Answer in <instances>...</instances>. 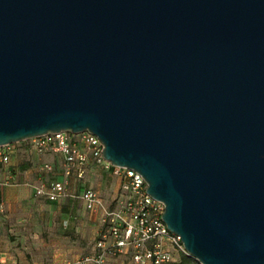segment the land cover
Here are the masks:
<instances>
[{
    "label": "water",
    "instance_id": "obj_1",
    "mask_svg": "<svg viewBox=\"0 0 264 264\" xmlns=\"http://www.w3.org/2000/svg\"><path fill=\"white\" fill-rule=\"evenodd\" d=\"M88 130L200 264H264V0H0V145Z\"/></svg>",
    "mask_w": 264,
    "mask_h": 264
},
{
    "label": "built area",
    "instance_id": "obj_2",
    "mask_svg": "<svg viewBox=\"0 0 264 264\" xmlns=\"http://www.w3.org/2000/svg\"><path fill=\"white\" fill-rule=\"evenodd\" d=\"M21 141L36 152L53 151L61 155L59 180L43 177L53 171L51 164L38 166L40 174L32 185L36 196L49 201L68 196V178L71 174L81 178L85 168L92 164L118 179L111 206L105 205L99 193L91 188L77 195L87 211L99 212L98 233L88 253L65 264H108V257L119 255L128 257L132 264H168L175 253L188 255L179 236L170 232L162 220L163 202L145 192L147 185L139 172L106 161L100 153L102 144L94 134L88 130L46 132ZM17 143L0 145L1 165L8 163Z\"/></svg>",
    "mask_w": 264,
    "mask_h": 264
},
{
    "label": "crops",
    "instance_id": "obj_3",
    "mask_svg": "<svg viewBox=\"0 0 264 264\" xmlns=\"http://www.w3.org/2000/svg\"><path fill=\"white\" fill-rule=\"evenodd\" d=\"M29 154L31 159L27 157ZM38 154L39 158L32 159V155ZM45 155L51 158H45ZM16 157L26 159L15 165ZM41 163L53 166L52 172L43 175L45 179L62 178L59 153L36 152L24 141L14 145L7 164H0V264H65L66 260L80 256L75 253L76 247L69 246L68 234L76 236L75 232L86 225L90 227L93 239L97 236L99 212L87 211L77 195L85 188L94 189L91 185L81 183V179L100 178L106 171L93 164L88 165L81 178L74 174L68 178V196L49 201L34 195L32 189V185L37 183L40 174L37 168ZM113 178L114 197L118 179ZM98 193L106 205L102 193ZM122 257L110 256L108 264L122 262L119 260Z\"/></svg>",
    "mask_w": 264,
    "mask_h": 264
},
{
    "label": "rangeland",
    "instance_id": "obj_4",
    "mask_svg": "<svg viewBox=\"0 0 264 264\" xmlns=\"http://www.w3.org/2000/svg\"><path fill=\"white\" fill-rule=\"evenodd\" d=\"M31 154H29L27 157L30 158ZM34 157H40L39 154L37 156L32 155V159H34ZM45 158L50 159L51 156L50 155H45ZM24 159H26L25 157H16L14 160L15 165L24 162ZM28 159V158H27ZM100 178H96L93 177L92 179H81V183H85V185H91L92 188L96 189V191L102 193V197L104 198L106 205H111L112 202V197L114 195V188H115V179L113 178V176L109 175L108 172H103ZM84 216H87V214H85ZM76 236L68 234V244L69 246H74L76 247V251L75 253H77V255H84L86 253H88L91 249V245L94 241L93 239V234L92 231L90 229V227L88 226H82V228H80L79 230H77L76 232ZM71 248V247H70ZM182 255L185 254H181V253H175L174 254V260L172 262H177L180 257ZM188 256V255H185ZM190 257V256H188ZM191 258V264H200L198 261H196L194 258ZM119 260H122V262H118L117 264H130L128 261V257H122ZM66 261H71V260H66Z\"/></svg>",
    "mask_w": 264,
    "mask_h": 264
},
{
    "label": "trees",
    "instance_id": "obj_5",
    "mask_svg": "<svg viewBox=\"0 0 264 264\" xmlns=\"http://www.w3.org/2000/svg\"><path fill=\"white\" fill-rule=\"evenodd\" d=\"M168 264H191V258L185 255H182L177 262H170Z\"/></svg>",
    "mask_w": 264,
    "mask_h": 264
}]
</instances>
